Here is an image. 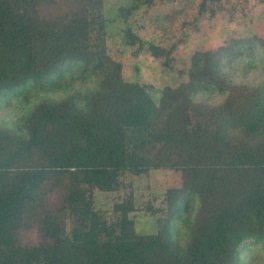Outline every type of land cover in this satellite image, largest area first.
<instances>
[{
    "label": "trees",
    "instance_id": "16d2710c",
    "mask_svg": "<svg viewBox=\"0 0 264 264\" xmlns=\"http://www.w3.org/2000/svg\"><path fill=\"white\" fill-rule=\"evenodd\" d=\"M101 5L0 0V96L54 86L69 66L99 79L93 93L36 105L19 121L22 135L0 128V264H235L244 242H264V85L238 88L217 106L191 97L224 88L225 63L264 60V37L195 52L187 81L154 96L124 81L109 56ZM122 38L170 67V50L129 28ZM159 169L179 172L181 184L166 189L154 234L136 233L130 195L109 215L95 209L96 191L117 192L124 175ZM194 198L198 212L179 249L170 224Z\"/></svg>",
    "mask_w": 264,
    "mask_h": 264
},
{
    "label": "rangeland",
    "instance_id": "374dc122",
    "mask_svg": "<svg viewBox=\"0 0 264 264\" xmlns=\"http://www.w3.org/2000/svg\"><path fill=\"white\" fill-rule=\"evenodd\" d=\"M203 0H102L106 47L109 56L122 66L126 82L152 88L154 96L162 88H175L187 81L191 57L197 51L217 50L233 40L264 37V1L214 0L200 8ZM129 28L144 43L158 45L171 52V64L164 68L145 48L128 47L122 33ZM260 57V55H259ZM241 60L225 63L223 87L202 86L191 97L194 104L217 106L238 88L264 85V60ZM249 61V62H248ZM252 63V64H250ZM54 86L29 83L10 94L0 96V128L21 134L19 121L41 102H59L70 94L85 96L98 90L99 79L80 78V66L64 67L53 78ZM76 107L83 110L84 101ZM119 191L94 193L95 209L109 215L112 205L130 195L133 209L130 217L138 234H154L158 210L162 208L166 189L178 188L181 175L167 169L152 170L144 175H124ZM199 208L193 199L186 212L170 224L169 241L183 248L190 238V229ZM235 264H264V242L246 241L240 247Z\"/></svg>",
    "mask_w": 264,
    "mask_h": 264
}]
</instances>
